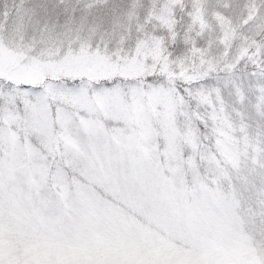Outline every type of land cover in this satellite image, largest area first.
I'll return each mask as SVG.
<instances>
[{"label": "snow or ice", "instance_id": "6c2138e0", "mask_svg": "<svg viewBox=\"0 0 264 264\" xmlns=\"http://www.w3.org/2000/svg\"><path fill=\"white\" fill-rule=\"evenodd\" d=\"M0 264H264V0H0Z\"/></svg>", "mask_w": 264, "mask_h": 264}]
</instances>
